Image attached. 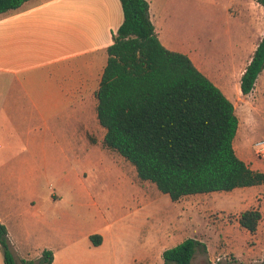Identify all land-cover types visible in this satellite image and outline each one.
I'll return each mask as SVG.
<instances>
[{
	"label": "rangeland",
	"instance_id": "374dc122",
	"mask_svg": "<svg viewBox=\"0 0 264 264\" xmlns=\"http://www.w3.org/2000/svg\"><path fill=\"white\" fill-rule=\"evenodd\" d=\"M168 11L164 32L171 50L185 53L227 95L238 119L234 150L251 169L264 172V159L252 149L254 141L264 138L263 82L260 79L246 96L239 90V75L264 34V8L256 0H171ZM95 124L85 122L84 134L99 160L84 154L79 181L67 179L62 160L53 156L43 193L50 201L41 207L52 218L73 220L82 259L99 255L127 262L139 240H145L146 255H136L133 262L163 264L164 250L191 238L203 245L196 248L191 264H262L264 185L173 202L155 185L140 180L127 160L105 148L104 130ZM250 209L261 213L253 234L237 222ZM86 232L104 236L99 252L82 235Z\"/></svg>",
	"mask_w": 264,
	"mask_h": 264
},
{
	"label": "crops",
	"instance_id": "0c3cea01",
	"mask_svg": "<svg viewBox=\"0 0 264 264\" xmlns=\"http://www.w3.org/2000/svg\"><path fill=\"white\" fill-rule=\"evenodd\" d=\"M147 1L157 37L171 50L164 32L171 0ZM122 20L119 0H29L0 15V224L15 264L36 262L43 250L52 251L51 264H135L136 255H146L147 242L139 240L127 262L82 259L73 220L41 210L50 201L43 193L53 156L62 160L67 179L79 181L84 154L98 159L85 122L99 125L96 93L106 49ZM260 79L264 90V69L251 93ZM94 232L82 235L88 239ZM101 237L100 245H91L98 252Z\"/></svg>",
	"mask_w": 264,
	"mask_h": 264
},
{
	"label": "trees",
	"instance_id": "16d2710c",
	"mask_svg": "<svg viewBox=\"0 0 264 264\" xmlns=\"http://www.w3.org/2000/svg\"><path fill=\"white\" fill-rule=\"evenodd\" d=\"M29 0H0V15ZM123 20L112 44L96 93V116L105 130L103 146L115 151L170 200L264 185V172L251 169L233 147L238 119L232 102L190 58L165 48L150 19L147 0H119ZM264 8V0H256ZM264 69V34L245 67L239 89L251 93ZM261 213L242 212L237 222L255 233ZM90 243L102 242L99 234ZM203 245L187 238L162 252L163 264H191ZM4 264H15L5 227L0 224ZM43 250L36 262L51 264ZM264 264V259L262 261Z\"/></svg>",
	"mask_w": 264,
	"mask_h": 264
},
{
	"label": "built area",
	"instance_id": "2783aa9c",
	"mask_svg": "<svg viewBox=\"0 0 264 264\" xmlns=\"http://www.w3.org/2000/svg\"><path fill=\"white\" fill-rule=\"evenodd\" d=\"M252 149L257 158L264 159V138L254 141Z\"/></svg>",
	"mask_w": 264,
	"mask_h": 264
},
{
	"label": "bare ground",
	"instance_id": "6f19581e",
	"mask_svg": "<svg viewBox=\"0 0 264 264\" xmlns=\"http://www.w3.org/2000/svg\"><path fill=\"white\" fill-rule=\"evenodd\" d=\"M242 127V126H241Z\"/></svg>",
	"mask_w": 264,
	"mask_h": 264
}]
</instances>
